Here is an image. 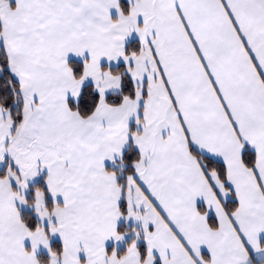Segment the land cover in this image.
<instances>
[{"label": "snow or ice", "instance_id": "snow-or-ice-1", "mask_svg": "<svg viewBox=\"0 0 264 264\" xmlns=\"http://www.w3.org/2000/svg\"><path fill=\"white\" fill-rule=\"evenodd\" d=\"M0 264H264V0H0Z\"/></svg>", "mask_w": 264, "mask_h": 264}]
</instances>
